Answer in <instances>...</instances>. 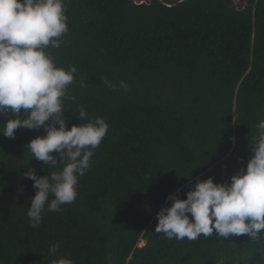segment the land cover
<instances>
[{
	"label": "trees",
	"instance_id": "obj_1",
	"mask_svg": "<svg viewBox=\"0 0 264 264\" xmlns=\"http://www.w3.org/2000/svg\"><path fill=\"white\" fill-rule=\"evenodd\" d=\"M63 4L68 32L45 52L56 67L77 69L67 88L74 99L63 101L67 127L101 117L108 131L78 177L75 201L59 212L46 206L36 228L27 213L38 190L24 173L64 165L32 157L27 145L46 135L43 127L0 133V264H264V239L155 232L168 197L186 199L198 179L230 183L254 155L264 120V0ZM11 118L0 116V131Z\"/></svg>",
	"mask_w": 264,
	"mask_h": 264
},
{
	"label": "clouds",
	"instance_id": "obj_2",
	"mask_svg": "<svg viewBox=\"0 0 264 264\" xmlns=\"http://www.w3.org/2000/svg\"><path fill=\"white\" fill-rule=\"evenodd\" d=\"M66 20L63 0H0V116L15 114L3 123L0 133L14 138L21 127H43L46 135L27 145L32 157L50 168L64 165L46 176L38 177L34 169L24 173L38 190L27 213L33 228L41 224L46 206L48 211L59 212L62 205L75 201L78 177L90 167L93 150L108 131L101 117L70 130L67 127L63 101L74 99L67 96V88L74 83L77 69L56 67L45 52L49 46L60 47L59 38L68 32ZM103 82L116 90L106 77ZM127 87L124 82L119 85ZM76 116L87 119L83 108ZM256 127L250 144L254 155L246 169L231 176L230 183H214L212 177L198 179L186 199L168 197L172 203L157 213L156 233L176 240H196L213 233L225 239L241 235L251 241L264 239V120ZM54 151L58 156L52 155ZM59 247V242L52 244L49 252L55 254ZM52 264L74 261L61 257Z\"/></svg>",
	"mask_w": 264,
	"mask_h": 264
},
{
	"label": "built area",
	"instance_id": "obj_3",
	"mask_svg": "<svg viewBox=\"0 0 264 264\" xmlns=\"http://www.w3.org/2000/svg\"><path fill=\"white\" fill-rule=\"evenodd\" d=\"M158 1H162V0H158ZM150 0H133V3L135 5H146L149 4Z\"/></svg>",
	"mask_w": 264,
	"mask_h": 264
},
{
	"label": "rangeland",
	"instance_id": "obj_4",
	"mask_svg": "<svg viewBox=\"0 0 264 264\" xmlns=\"http://www.w3.org/2000/svg\"><path fill=\"white\" fill-rule=\"evenodd\" d=\"M234 4L239 7V0H233Z\"/></svg>",
	"mask_w": 264,
	"mask_h": 264
}]
</instances>
